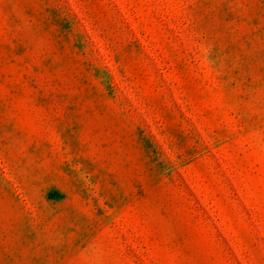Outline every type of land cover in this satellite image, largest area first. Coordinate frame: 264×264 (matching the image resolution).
Returning <instances> with one entry per match:
<instances>
[{"label":"rangeland","instance_id":"374dc122","mask_svg":"<svg viewBox=\"0 0 264 264\" xmlns=\"http://www.w3.org/2000/svg\"><path fill=\"white\" fill-rule=\"evenodd\" d=\"M0 264H264V0H0Z\"/></svg>","mask_w":264,"mask_h":264}]
</instances>
